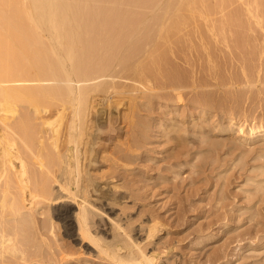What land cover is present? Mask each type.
<instances>
[{
    "label": "bare ground",
    "instance_id": "6f19581e",
    "mask_svg": "<svg viewBox=\"0 0 264 264\" xmlns=\"http://www.w3.org/2000/svg\"><path fill=\"white\" fill-rule=\"evenodd\" d=\"M229 2L0 0V264H42L51 256L47 264H180V256L164 252L176 240L157 251L169 231L148 216V204L133 199L127 185L135 168L119 160L130 151L118 137L141 133L138 117L151 98L173 93L177 103L184 101L186 79L169 66L170 55L193 41L182 28L198 18L206 22ZM254 2L258 17L264 16V0ZM248 12H229L220 21L225 33L217 22L211 31L240 36L248 28L244 17H253ZM233 118L231 127L237 125ZM176 124L172 120L158 134ZM236 128L240 142L264 140V126ZM57 228L63 244L56 241Z\"/></svg>",
    "mask_w": 264,
    "mask_h": 264
},
{
    "label": "rangeland",
    "instance_id": "374dc122",
    "mask_svg": "<svg viewBox=\"0 0 264 264\" xmlns=\"http://www.w3.org/2000/svg\"><path fill=\"white\" fill-rule=\"evenodd\" d=\"M254 3V0H230L225 7L217 9V13L214 11L209 21L198 18L192 25L183 27L181 35L190 38L196 45L187 40L185 42L189 41L190 44L187 43L186 46L182 42L184 39L181 42L186 48L176 43L181 45H178L181 52H185L170 55L169 66L177 73L182 70L178 74L186 79V82L180 80L182 85L184 82L185 90L188 89L182 91L184 101L177 103L173 93L171 95L174 98L170 94L169 97L162 95L173 100H167V97L159 100L158 96L151 98L137 121L140 134L143 135L133 132L125 138L118 137V140L127 144L130 151L128 154L125 152L124 158L119 160L124 162L126 159L128 163L123 164L135 168L134 181L127 185L133 193V199L136 197L148 204V216L162 222L169 231V234L163 233L165 238L157 241L155 246L160 249H156L160 254L164 250L169 252L171 258L175 256L178 259L180 256V264H264V140L240 142L236 128L239 124L246 128L264 126V16L258 17L262 13ZM140 8L135 9L145 12ZM239 8L244 13L249 11L248 14L253 16L244 17L248 23V28L241 32L244 37L230 31L224 36L227 28L222 31L223 22L220 21L229 12ZM223 16L226 17L222 19ZM214 23L219 28L213 26ZM214 27L223 32L222 37L219 32L211 31ZM239 37L242 46L246 44L244 40L251 49H247V45L246 48L242 47L238 43ZM195 46L201 47L195 49ZM240 50L245 51V54L248 52V55H242ZM178 54L187 55V59L185 56L178 57ZM208 56L212 65L208 64ZM177 65L178 71H175ZM189 80L192 82L188 83ZM239 83L242 88L239 86L238 89ZM192 84H196L195 87H191ZM175 114L182 116L176 117ZM228 118L236 120L237 125L231 127ZM172 120L183 130L176 124L179 132L177 127H168V131L159 135L158 131L168 126ZM170 129L173 135L170 134ZM176 156L180 159L175 158ZM174 162L178 163L176 169H171L170 164ZM144 185V189L137 190V187ZM129 205V212H133L132 209L135 212L131 202ZM145 218L136 217L135 222L143 223ZM56 230V241L60 244L62 240L59 237L62 235H59L61 232L58 228ZM166 240H176L175 248L170 249L173 252L164 249L163 242ZM63 241L69 246L67 240ZM71 247L72 252L77 248ZM44 259L42 264H47L48 257ZM217 259L219 260L216 261Z\"/></svg>",
    "mask_w": 264,
    "mask_h": 264
}]
</instances>
